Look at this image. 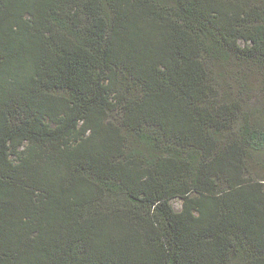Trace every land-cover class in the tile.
Returning a JSON list of instances; mask_svg holds the SVG:
<instances>
[{"label":"trees","instance_id":"obj_1","mask_svg":"<svg viewBox=\"0 0 264 264\" xmlns=\"http://www.w3.org/2000/svg\"><path fill=\"white\" fill-rule=\"evenodd\" d=\"M252 69L264 0H0V264H264Z\"/></svg>","mask_w":264,"mask_h":264},{"label":"rangeland","instance_id":"obj_2","mask_svg":"<svg viewBox=\"0 0 264 264\" xmlns=\"http://www.w3.org/2000/svg\"><path fill=\"white\" fill-rule=\"evenodd\" d=\"M240 45H242L241 42ZM249 75H250L249 78H247L246 80L247 91L244 92L245 97L248 101L247 108L248 109L252 108L253 110L264 109V96L261 89L262 83L264 81V72L261 71L258 73V71H256L255 69H252L251 72H249ZM228 81L231 82V84L233 83L231 79H228ZM234 89H233L234 92L235 90L236 92L237 91L239 92V89H235V90ZM114 115L117 116V114ZM171 205L175 210H180L181 208V202L178 199L172 200Z\"/></svg>","mask_w":264,"mask_h":264}]
</instances>
